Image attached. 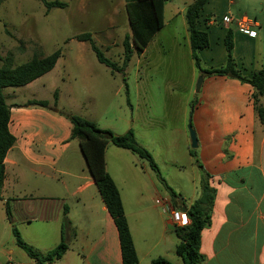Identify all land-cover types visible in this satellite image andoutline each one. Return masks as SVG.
<instances>
[{
	"label": "crops",
	"instance_id": "0c3cea01",
	"mask_svg": "<svg viewBox=\"0 0 264 264\" xmlns=\"http://www.w3.org/2000/svg\"><path fill=\"white\" fill-rule=\"evenodd\" d=\"M195 1L176 10L173 7L169 12L173 17L182 16ZM168 3L169 0L165 6L164 27L139 57L157 44L164 55L172 53L171 57L180 60L181 40L174 29H169L163 40L160 37L175 23L172 18H166ZM227 15L248 17L253 22L251 30L257 32L256 37L242 33L234 23L223 25L221 21ZM185 22L183 20L182 24L184 43L192 60V74L183 94H179L177 83L164 89L166 98H178L176 108L169 114L165 111L163 115L154 116L145 105V112L138 120L133 108L131 113L122 108L114 115V122L102 124L104 122L79 112L77 109L85 101L75 95L71 85L62 88L65 77L60 66L68 65L62 55L49 73L24 87L4 90L7 104L11 106L9 130L16 141L4 162L0 264H36L16 244L14 227L25 243L42 254L65 242L68 250L52 264H123L115 221L90 174L79 142L72 139L73 127L66 114L88 119L117 136L132 129L137 141L152 153L160 169L166 182L162 187L156 182L159 178L148 162L130 150L112 144L107 147L106 171L120 191L139 264H151L158 258L183 264L176 253L180 240L171 212H185L184 206L192 205L199 198L205 173L212 177L217 196L212 224L202 235L201 251L206 258L202 264H212L214 260L222 262L220 255L232 245V238L250 225L257 246L254 264H264V123L257 110L264 106V96H256L250 84L236 78L209 76L199 71L192 57ZM198 26L209 38V46L199 52L204 70L226 64L225 38L229 32L233 34V57L242 74L250 79L257 70L264 69V0H206ZM80 43L86 46L87 42ZM36 52L47 57L41 48L34 51L31 46L21 47L0 38V58L11 56L15 66L30 61ZM76 59L83 61V55ZM199 77H203V81L198 90ZM66 78L70 81L73 76L66 75ZM86 79L95 85L94 75L87 73ZM126 87L129 97L127 84ZM35 100L48 102V108L32 106ZM127 102L131 105L129 100ZM162 106L164 111V102ZM190 122L198 138L196 149L191 148ZM168 135H179L181 141H171ZM192 150L197 158L192 156ZM184 167H190L193 174L187 193L178 189L177 182ZM248 180L259 184L262 191L254 198L252 215L246 219L238 215L246 200L239 192L245 190ZM159 199L165 204L160 205ZM223 199L225 205L220 204ZM8 203L11 221L6 213ZM234 209L237 210L235 215L230 213ZM222 233L225 234L220 238Z\"/></svg>",
	"mask_w": 264,
	"mask_h": 264
},
{
	"label": "rangeland",
	"instance_id": "374dc122",
	"mask_svg": "<svg viewBox=\"0 0 264 264\" xmlns=\"http://www.w3.org/2000/svg\"><path fill=\"white\" fill-rule=\"evenodd\" d=\"M47 1H60L66 6L48 10L41 0H2L0 38L8 39L14 45L21 47L31 46L34 51L41 48L47 56L60 50L68 64L66 67L60 66V72L65 77V83L61 82L62 88L71 85L75 95L85 101L77 109L79 112L104 122L102 124H108L114 122V115L119 114L122 108L129 113L133 108L138 120L145 112V105L151 109L154 116L163 115L165 111L169 114L173 108H176L178 98H166L164 95L166 93L163 91L166 86L177 83L180 86L179 94L184 93L192 74V66H190L192 60L184 43L182 24L183 20L186 21L185 14L173 17L169 10L173 7L175 10L182 8L193 0H169L166 18L168 20L172 18L175 23L160 34L163 40L169 29H174L181 40L180 60L174 56L171 57L172 53L164 55L155 44L143 57L134 54L128 67L123 72L115 74L98 61L89 43L85 46L78 42L76 37L83 33H91L95 44L104 56L122 67L125 58L124 39L126 35L131 34L126 0ZM79 55H83V61H77L76 58ZM79 64L84 66L79 67ZM87 73L94 75V86L92 81L86 79ZM66 75H71L73 78L68 81ZM126 84L129 88V97ZM128 100L131 105H128ZM163 102L165 103L164 111ZM168 138L172 141L180 139V136L168 135ZM181 163L186 166L183 159ZM185 168L186 171H184ZM191 171L190 167H184L183 172L178 176L180 178L177 181L178 189L185 193L189 192L191 187L193 176ZM156 182L162 187L160 179H156ZM245 185V190L239 192V196H244L246 199L244 209L238 215L247 219L252 215L254 198L259 196L262 188L251 180H248ZM225 203V199L220 202L222 205ZM231 211L230 213L234 215L237 212L235 209L233 213ZM251 228V225L247 226L237 233L232 238V245L221 253L222 262L214 260L212 264H254L257 246ZM224 234L222 233L220 238H223ZM207 238L206 235V241Z\"/></svg>",
	"mask_w": 264,
	"mask_h": 264
},
{
	"label": "trees",
	"instance_id": "16d2710c",
	"mask_svg": "<svg viewBox=\"0 0 264 264\" xmlns=\"http://www.w3.org/2000/svg\"><path fill=\"white\" fill-rule=\"evenodd\" d=\"M2 0H0L1 3ZM48 10L52 8H64L66 5L60 1L41 0ZM168 0H126V10L131 28V34L124 39L125 58L122 67L107 59L95 44L91 33H83L76 37L80 42L91 45L98 61L111 69L112 73L123 72L128 67L134 54L141 55L148 47L154 36L165 25V6ZM206 0H196L188 6L185 19L188 27L192 57L199 71L205 75L228 76L250 84L256 91V96H264V69L257 70L249 79L238 69L233 57V34L229 32L225 38L227 51L226 64L217 69L204 70L199 57V52L209 46L208 34L199 29L198 23ZM60 50L42 57L39 52L33 58L19 66L14 65L13 58L7 56L0 58L3 65L0 66V198L5 179V158L8 151L15 143V137L10 133L9 123L11 119V106L7 104L4 90L7 88L24 87L54 69L61 57ZM128 95V92H127ZM32 106L48 108L46 101H32ZM261 123H264V106L257 108ZM72 124V139H76L86 160L88 169L93 177L100 195L115 221L119 233L123 264H139V257L134 240L126 218L124 205L120 191L106 171L105 154L107 147L112 144L115 147L132 151L141 159L146 160L157 174L158 178L166 185L160 169L152 154L137 141L132 129L124 135L117 136L108 129L100 128L96 123L78 115L66 114ZM194 158L197 155L191 151ZM198 162V161H197ZM212 177L205 173L202 179V188L199 198L190 206H184L191 223L185 227H176V235L180 240L176 253L182 259L183 264H202L205 256L201 251L202 235L205 229L211 226L217 189L211 184ZM172 194H174L172 192ZM8 219L12 220L10 204L6 205ZM13 234L16 244L36 264H52L60 260L68 250V245L62 242L46 254L36 251L22 239L19 231L14 227ZM151 264H172L164 258L154 259Z\"/></svg>",
	"mask_w": 264,
	"mask_h": 264
},
{
	"label": "built area",
	"instance_id": "2783aa9c",
	"mask_svg": "<svg viewBox=\"0 0 264 264\" xmlns=\"http://www.w3.org/2000/svg\"><path fill=\"white\" fill-rule=\"evenodd\" d=\"M221 23L225 26L232 25L233 23L237 25L239 31L242 33L250 36V37H256L257 32L254 30H251V26L253 22L246 16L240 17V18H234L231 15H227L223 17ZM158 203L161 205H164V201L162 199L158 200ZM165 207V206H164ZM166 208H164L165 210ZM172 220L176 227H185L188 226L191 223V220L187 214V212L183 211H177L172 210L171 212ZM15 264V263H10Z\"/></svg>",
	"mask_w": 264,
	"mask_h": 264
},
{
	"label": "water",
	"instance_id": "95a60500",
	"mask_svg": "<svg viewBox=\"0 0 264 264\" xmlns=\"http://www.w3.org/2000/svg\"><path fill=\"white\" fill-rule=\"evenodd\" d=\"M202 81H203V77H200L198 85H197V89L198 90L200 89ZM189 132H190V138H191V148L192 149H196L198 147V138H197L195 130L192 127V123L191 122L189 123Z\"/></svg>",
	"mask_w": 264,
	"mask_h": 264
}]
</instances>
